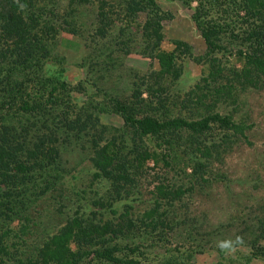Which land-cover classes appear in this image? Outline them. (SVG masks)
Masks as SVG:
<instances>
[{
    "label": "trees",
    "instance_id": "16d2710c",
    "mask_svg": "<svg viewBox=\"0 0 264 264\" xmlns=\"http://www.w3.org/2000/svg\"><path fill=\"white\" fill-rule=\"evenodd\" d=\"M160 1L191 11L210 53L195 60L184 42L161 49L162 23L171 14ZM60 32L92 50L80 64L91 75L78 84L67 79ZM133 53L160 55L159 70L130 74L118 59ZM112 56L111 66L106 57ZM185 58L203 69L182 99L174 88ZM113 78L133 83L117 91ZM261 84L264 0H0V264H196L208 249L225 257L217 245L237 236L248 252L217 264H264V204L240 218L242 231L231 238L224 229L236 216L213 227L184 207L193 194L224 182L216 163L248 141L252 129L237 116L240 97ZM98 94L111 106L95 107ZM104 115L121 120L115 133ZM84 161L93 171V193H74L69 178ZM151 169L165 178L143 203L142 180ZM97 184L107 190L98 192ZM125 201L121 211L115 208ZM48 204L65 219L61 228L32 217ZM140 204L147 205L143 212ZM35 234L39 242L28 245Z\"/></svg>",
    "mask_w": 264,
    "mask_h": 264
},
{
    "label": "rangeland",
    "instance_id": "374dc122",
    "mask_svg": "<svg viewBox=\"0 0 264 264\" xmlns=\"http://www.w3.org/2000/svg\"><path fill=\"white\" fill-rule=\"evenodd\" d=\"M161 7L164 11L171 14V18L165 20L162 23L164 32V42L162 44V50L166 52L172 51L177 42H184L191 46L194 59L199 60L207 53H210L211 47L206 42L205 37L200 33L193 21L191 20V11L186 9L180 3L170 4L166 1H160ZM85 17L88 19L91 17L90 9L84 11ZM87 19L82 20L85 22ZM118 33L117 30L114 31V35ZM60 44L63 49V53L66 55L65 68L66 75L69 82L72 84H78L80 81L91 73L87 67L82 69L80 64L83 62L84 58H89L91 56V51L87 47L84 39L79 38L72 33L60 32L59 35ZM134 50V49H133ZM109 53L105 50V56ZM110 56V54H109ZM113 56L110 58L106 57V62L111 66L115 64ZM161 57L157 55L155 58L147 57L145 55H140L133 53L127 55L126 57L122 55L119 57L118 62H125L126 68H128L129 73L136 74L137 72L141 75L149 73L150 70H159L161 65ZM201 63V62H200ZM237 65V68L243 67V62L236 59V57L231 58V64ZM179 64L185 69V73L182 75L181 80L177 83L174 88V94L177 92L181 93L182 99L186 94L194 90L195 86L201 80L200 71L203 69L202 65L195 63L193 59L185 58L179 61ZM130 79H124L119 81L113 78L111 88L115 87V90L123 91L128 89L129 85L133 82ZM92 89V90H91ZM95 92L94 87L90 88L89 92ZM131 94V93H130ZM185 94V95H183ZM78 98H81L78 95ZM242 101V106L239 110L237 116L244 117L248 125L251 126V130L248 133V141L242 139L238 144H235L232 150L225 156L223 162L216 163L217 173L223 176L224 182L218 181L213 184L210 188L209 193L197 192L185 200V208L188 212L195 216L198 220H202L204 216L209 218L211 226L219 227L223 224H227L235 216L233 225L231 228L224 229V231H231L228 237L235 236L236 232L242 231L243 225H241L240 218H247L249 215L256 214L259 205L264 204V86L249 89L243 93L240 97ZM111 101L108 97L98 94L97 99L94 101L95 107L97 105L99 108H108L111 106ZM100 111V110H99ZM102 121L105 126L109 128L113 127L114 130L109 131L115 133L116 129L122 125L121 120L112 115H104ZM111 126V127H110ZM149 168H154L153 163H149ZM162 166V165H160ZM80 172V173H79ZM93 171L91 169V164L88 161L82 163L81 169H75L73 173V178H69V181L74 185L75 188L72 192L82 193L88 191L93 193V188L90 187L92 183L91 176ZM165 178V174L161 172V175H155L154 170H149L148 174L142 180L144 185V190L146 196L143 198V203L150 201L153 198L152 191L159 184L161 179ZM73 186V187H74ZM108 186V185H107ZM98 192H105L107 187L97 184ZM92 189V190H91ZM52 202V201H51ZM127 204V201L120 202L115 206L116 209L122 210ZM187 204L189 206H187ZM49 206V209L47 208ZM140 204L138 212H143L147 206L146 204ZM71 213L73 209L72 204H70ZM183 207V208H184ZM184 208V209H185ZM180 211L184 210L177 207ZM89 210V208H88ZM41 211V212H40ZM182 214V213H181ZM33 218L52 219L49 226H56V228H61L63 220H65L60 214L55 210L54 205H46L38 209V212H32ZM230 219V220H229ZM206 224V223H204ZM14 229L18 231L20 225L16 223L13 225ZM204 226V225H203ZM240 226V227H239ZM239 228V229H238ZM208 230V228H207ZM239 232V233H240ZM238 233V234H239ZM237 234V235H238ZM241 234V233H240ZM239 234V235H240ZM39 242L38 235L35 234L33 239H30L28 245ZM192 242L190 243V245ZM177 244L172 245L176 248ZM170 247V246H168ZM27 246L23 250H26ZM208 249V248H207ZM248 249L239 246L234 253L225 254L222 257L216 250H205V254L199 255L197 257L196 264H217L219 261L227 257H235L239 253H246ZM256 261L255 264H258Z\"/></svg>",
    "mask_w": 264,
    "mask_h": 264
},
{
    "label": "clouds",
    "instance_id": "9594fccd",
    "mask_svg": "<svg viewBox=\"0 0 264 264\" xmlns=\"http://www.w3.org/2000/svg\"><path fill=\"white\" fill-rule=\"evenodd\" d=\"M244 244V240L242 237L237 236L235 240L228 239L219 242L217 245L221 251L225 252L226 254L234 253L237 250L238 246H242Z\"/></svg>",
    "mask_w": 264,
    "mask_h": 264
}]
</instances>
